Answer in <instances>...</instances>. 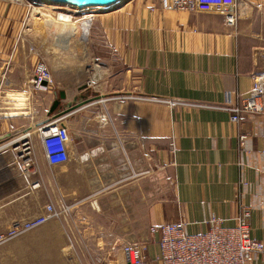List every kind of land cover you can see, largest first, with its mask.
<instances>
[{"label":"crops","instance_id":"0c3cea01","mask_svg":"<svg viewBox=\"0 0 264 264\" xmlns=\"http://www.w3.org/2000/svg\"><path fill=\"white\" fill-rule=\"evenodd\" d=\"M92 14L87 41L72 42L71 62L52 70L57 85L47 93L34 87L35 64L29 67L20 56L13 60L12 44L2 47L0 78L24 83V91L10 92L27 99L19 109L10 101L0 104V141L12 136L8 122L20 119V132H29L20 139L31 138L36 163L25 171L17 141L14 149L0 151V233L60 199L63 178L69 199L103 188L105 206L133 210L140 204L141 221L128 241L145 244L150 259L161 250L151 226L182 220L195 234L208 230L212 217L236 225L244 209L250 211L251 235L264 242V112L237 125L220 107L229 94L239 103L237 95H247L255 77L264 75V0H240L237 25L217 13L166 10L159 0H126ZM7 30L0 25V33ZM61 90L68 92V103L85 97L81 105L83 98H76L67 113L68 160L52 166L37 129L54 118L49 110ZM33 110L41 120L30 121ZM141 169L147 172L142 200ZM78 212L84 216L68 225L79 231L102 224L86 217V207ZM66 226L54 219L0 244V264H63L67 253L83 261L76 238L60 237ZM110 239L82 241L96 264H125V252L113 249ZM254 264H264V251Z\"/></svg>","mask_w":264,"mask_h":264},{"label":"built area","instance_id":"2783aa9c","mask_svg":"<svg viewBox=\"0 0 264 264\" xmlns=\"http://www.w3.org/2000/svg\"><path fill=\"white\" fill-rule=\"evenodd\" d=\"M239 2L240 0H159L160 6L170 11L179 9L225 15L226 21L231 25L238 24ZM53 73L48 63L40 60L34 71L35 89L51 86L54 83ZM255 79L247 95H237L239 103L229 94L225 103L220 106L230 111L231 120L237 125L242 124L250 115L264 112V75H258ZM44 81H47L46 85L43 84ZM64 119L60 117L48 120L37 129L44 156L52 166L64 165L68 160L70 133ZM27 134L29 132H25L23 136L27 137ZM245 138L246 135H241L242 145ZM2 148L0 146V151ZM20 148L18 156L22 159V167L27 171L36 163L34 146L27 139L23 140ZM61 214L62 210L54 202L48 203L38 215L15 221L11 227L0 233V244L35 230L59 218ZM249 216L250 211L244 209L234 226L223 225V219L212 217L209 221L211 227L195 234L187 231V223L182 220L151 226V233L160 235V252L150 259L146 254L145 244L126 241L121 245L126 254L125 264H254L256 256L264 251V242L251 235Z\"/></svg>","mask_w":264,"mask_h":264},{"label":"rangeland","instance_id":"374dc122","mask_svg":"<svg viewBox=\"0 0 264 264\" xmlns=\"http://www.w3.org/2000/svg\"><path fill=\"white\" fill-rule=\"evenodd\" d=\"M123 2L124 1L119 4H122ZM0 3L3 5V9L0 10V25L8 28L6 32L0 33V56H2L0 60L2 61V58L4 57L2 51L3 45L12 44V50L10 54L13 60H17V58H19L20 56L23 63L28 64V66L30 67L33 64H35L36 66L37 63L43 59V61L48 63L49 67L52 70L57 69L59 64H62L63 66L61 67V71L63 69H67L68 62H71V60L68 59L70 57H66V55H64V53L66 52L68 55L70 51H59L57 50L58 48L55 49L53 41L56 38V31L53 27H50L44 22L45 19L41 17V13L36 12L35 7H42L44 10L50 11L55 14H69L72 18L75 19V21H78V24L82 21L81 19L86 13L92 14L93 11L107 9H98L95 7L85 11L83 9L82 11L80 9H76L75 7H71V5L69 4L52 3L50 1L34 2L33 0H0ZM35 17L37 20L34 19ZM79 33L80 34H77L75 37H72L71 41L73 43H85L87 41L89 33H87L84 37L82 32ZM79 52L82 54L83 50H79ZM81 60H83V57ZM73 62L74 60H72V63ZM0 80V104L4 103V101H10L12 103H17L16 107L19 109L21 103L24 105L27 99L26 94H20V92L24 88V83L12 82L10 84V81L8 79H3L2 76ZM59 84L61 87L64 85L63 83ZM54 85H57V83L55 84L54 82L51 87ZM13 87H15V89L19 90L20 92L15 91L14 95L12 92H10V89ZM50 89L51 88L48 87L46 89L40 88L37 90H42V92L47 93L48 91H50ZM7 91H9L10 93H7ZM18 109L15 111H19ZM43 115H45V112H43L42 116ZM63 118H65L64 121L67 122V114L64 115ZM50 119H55V117ZM15 120L16 123L8 122L7 125V130L13 131L11 134L12 136L10 138L8 137L4 141H0V146H3L2 151L5 147H7L8 149H14L13 144L9 145L12 140L17 139V142H15V144L17 143L18 145L16 146H19V144L23 142V140L20 139L21 136L24 135L23 131L20 132L18 128L20 126V119L17 118ZM37 120H41V116L39 113H35V111L33 110L30 115V121L37 122ZM48 120H46L44 123H46ZM29 139L31 138L29 137ZM64 172H66V170L64 169H61L59 171L62 177L64 175ZM145 174H147L146 170L141 169L140 199L144 198V194H146V191L143 190V185L145 183L143 181L144 179H146L144 177ZM60 181V199L57 200L55 198L48 202H54V204H56L59 209L62 210L61 216L57 219H63V221L67 224L64 231H62L63 235L60 236L61 239H63L64 236L67 237V234H71L73 238H76L78 246L77 248L79 249V251H81L82 254L84 253L83 258L85 260L82 261L81 257H73V255L67 253V257H64V260L62 261L63 264H84V262H87L88 264H96L95 262H98L97 257L92 256L93 253L89 252L88 245H86L85 241L82 240H90L91 237L100 238L101 236L106 235L107 237L111 238L110 240L113 241L112 247L114 249L119 248V246H121L124 242L128 241V237H134L133 234H136V225L141 221V218H139L140 216L136 214V212L139 211L137 207H139L140 204L137 207L136 205H134L133 210L131 207L126 206L125 210L122 208H116L115 205L110 207L105 206V201H101V197L103 196V200L105 198L104 193H106L103 188L99 190L93 189L95 193L98 192L101 196L98 194L96 195L93 191H91V194H88L86 196L82 195L79 198H76L77 200H72L67 197L65 191L67 188L66 179L64 180L63 178H61ZM124 184L126 185L120 183L117 185V187L119 186V188H122V186L130 185L129 181L124 182ZM117 187L114 186L113 190H116ZM83 207H86L90 212L87 216L85 214L87 218L96 217L102 224L99 225L98 223L97 225L80 227L81 231L78 230V226L68 225V222H70L73 217L79 218L84 216L82 215V212H78L81 211V208ZM77 212L78 214L76 215L75 213ZM95 254L98 253L95 252Z\"/></svg>","mask_w":264,"mask_h":264},{"label":"water","instance_id":"95a60500","mask_svg":"<svg viewBox=\"0 0 264 264\" xmlns=\"http://www.w3.org/2000/svg\"><path fill=\"white\" fill-rule=\"evenodd\" d=\"M34 2H38L41 0H33ZM56 2H69L74 1L80 8L87 7V6H107L117 3L119 1H126V0H54ZM49 25V24H48ZM77 35L74 31L69 30H57L56 31V38L53 41V45L58 48L59 51H69L71 48L72 37ZM43 84H47V81H44ZM87 86L84 85L81 87V90H84ZM56 99L54 100L52 107L49 110V113L53 115L56 119L63 117L68 113L70 108L74 107V102L77 101L78 98H83L80 105L84 102L85 95H79V97H74L72 102L68 103L66 100L68 98V92L66 90H61L56 93ZM77 98V99H76Z\"/></svg>","mask_w":264,"mask_h":264},{"label":"bare ground","instance_id":"6f19581e","mask_svg":"<svg viewBox=\"0 0 264 264\" xmlns=\"http://www.w3.org/2000/svg\"><path fill=\"white\" fill-rule=\"evenodd\" d=\"M41 1H50L52 3L69 4V5H71V7H75L76 9H78V10L80 9L82 11H83V9L85 11V10H89V9H92L95 7L98 9H106L107 8V10H108L109 8H112V7L118 5L119 3L122 2V1H119L117 3L108 5V7L107 6H87V7L80 8L78 6V3L76 4L74 1H69V2H56L54 0H41ZM35 10H36V12L41 13V17L45 19L44 22L47 25L49 24L50 27H53L55 31H57V30H69V31H74L76 33L82 32L83 37L86 36L87 33H89L90 27H91V18H92V16H94L93 14H87L86 13L83 17H87V18L78 24V21H75V19L72 18L71 15H69V14H63V13L62 14H55V13H52L50 11L44 10L42 7H37V6L35 7ZM34 19H36V17ZM55 31H53V32H55ZM81 40H83V39H81ZM56 48L57 47H55V49ZM64 55H66V57H68L69 54L67 55V52H66V53H64Z\"/></svg>","mask_w":264,"mask_h":264}]
</instances>
